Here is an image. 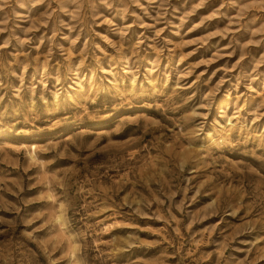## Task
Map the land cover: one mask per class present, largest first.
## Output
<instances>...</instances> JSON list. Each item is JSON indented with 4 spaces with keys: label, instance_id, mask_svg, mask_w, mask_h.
Masks as SVG:
<instances>
[{
    "label": "rangeland",
    "instance_id": "1",
    "mask_svg": "<svg viewBox=\"0 0 264 264\" xmlns=\"http://www.w3.org/2000/svg\"><path fill=\"white\" fill-rule=\"evenodd\" d=\"M0 264H264V0H0Z\"/></svg>",
    "mask_w": 264,
    "mask_h": 264
},
{
    "label": "bare ground",
    "instance_id": "2",
    "mask_svg": "<svg viewBox=\"0 0 264 264\" xmlns=\"http://www.w3.org/2000/svg\"><path fill=\"white\" fill-rule=\"evenodd\" d=\"M33 154H34V153H33ZM33 154H32V155H33ZM30 155H31V154H30ZM32 158H33V156H32Z\"/></svg>",
    "mask_w": 264,
    "mask_h": 264
}]
</instances>
